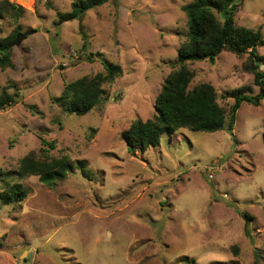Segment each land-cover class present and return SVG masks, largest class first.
<instances>
[{"label": "rangeland", "instance_id": "rangeland-1", "mask_svg": "<svg viewBox=\"0 0 264 264\" xmlns=\"http://www.w3.org/2000/svg\"><path fill=\"white\" fill-rule=\"evenodd\" d=\"M10 1L25 10L0 16V37L17 26L35 31L0 69V92L18 91L0 108V168H17L29 151L65 156L71 168L51 183L29 174L19 179L22 201L0 199V264H264V97L243 100L232 128L183 126L145 149L120 136L134 118L153 115L165 76L179 66L190 0H107L61 23L57 11L72 0ZM235 1V22L264 36V0ZM90 50L122 73L103 83L89 111L67 112L52 99L64 84L105 72L99 56L85 58ZM246 57L223 49L186 62L188 87L213 84L226 121L228 90H258Z\"/></svg>", "mask_w": 264, "mask_h": 264}, {"label": "trees", "instance_id": "trees-1", "mask_svg": "<svg viewBox=\"0 0 264 264\" xmlns=\"http://www.w3.org/2000/svg\"><path fill=\"white\" fill-rule=\"evenodd\" d=\"M107 0H72L71 9L57 11V23L81 17L87 9L100 5ZM237 1L235 0H190L183 4L187 16V38L177 51L176 62L179 66L171 70L164 78L159 92L154 99V113L151 117L134 118L129 126L120 132L121 138L128 148L145 149L149 145L159 143L160 134H172L179 127L213 131L225 125L232 128L236 109L243 100H251L257 104L264 97V53L257 51V46L264 45V36L259 30H253L234 20ZM25 8L10 0H0V16L4 13L19 15ZM217 12L220 16L217 15ZM19 26L10 33L0 37V69L12 66L10 57L11 42L19 30ZM82 34V48H86L87 39ZM227 49L236 54L247 53L242 64L245 70L253 73V81L258 85L257 92H252L250 84H241L227 91L233 96L230 105L228 121L225 119L223 107L216 99V90L210 82H201L188 87L191 70L186 62L204 58H214L221 50ZM84 54V53H83ZM86 59L99 56L105 72H96L93 75H82L66 82L59 95L52 99L67 112L82 114L89 111L103 97V83L112 81L122 73L120 64L108 60L101 51L85 52ZM18 91L11 93L6 88L0 92V108L14 102ZM264 141V129L262 130ZM41 141H44L42 138ZM52 145V141L48 142ZM71 168L67 157H52L40 159L33 151L23 155L15 169L0 168V183L6 186L0 192L2 202H20L26 195L19 179L37 174L45 183H51L65 175Z\"/></svg>", "mask_w": 264, "mask_h": 264}, {"label": "water", "instance_id": "water-1", "mask_svg": "<svg viewBox=\"0 0 264 264\" xmlns=\"http://www.w3.org/2000/svg\"><path fill=\"white\" fill-rule=\"evenodd\" d=\"M35 31V28H32V27H29V28H26L24 30H20L16 33L15 37L13 38L12 42H11V45H19L20 42L22 41L23 38H25V36L27 34H30L32 32Z\"/></svg>", "mask_w": 264, "mask_h": 264}, {"label": "built area", "instance_id": "built-area-1", "mask_svg": "<svg viewBox=\"0 0 264 264\" xmlns=\"http://www.w3.org/2000/svg\"><path fill=\"white\" fill-rule=\"evenodd\" d=\"M34 1V0H33ZM42 1H51V0H42ZM209 176H212V173H209Z\"/></svg>", "mask_w": 264, "mask_h": 264}]
</instances>
